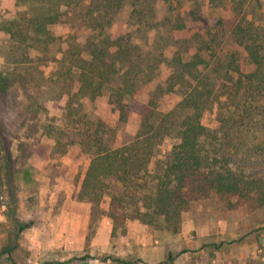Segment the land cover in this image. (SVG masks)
<instances>
[{"label":"rangeland","instance_id":"obj_1","mask_svg":"<svg viewBox=\"0 0 264 264\" xmlns=\"http://www.w3.org/2000/svg\"><path fill=\"white\" fill-rule=\"evenodd\" d=\"M111 3L90 0L75 13L64 16L52 27L55 36L62 37L51 47L52 56L35 53L30 63L19 62V57L14 56V41L0 31V73L10 78L7 91H0V167L5 170V159L9 158L12 173L9 182L0 180V264H119L109 257L132 264H166L170 252L177 256L172 264H264V208L226 212L207 201L204 207L183 215L178 232L163 222L153 226L139 220L115 229L107 215L110 198L106 196L101 203L102 218L87 240L92 205L80 195L91 161L103 149L136 138L147 93L170 72L168 64L160 66V79L142 89L143 98L131 102L132 112L124 124L119 122V114L109 101V92L95 100L76 95L79 86L74 74L65 75L60 61L68 49V36H74L81 47L93 28L100 36L98 24L106 23L95 20L100 9H107L106 21L113 20L111 32L115 37L141 29L135 42L143 45L156 36L155 29L160 25L158 0ZM27 8L28 3L20 5V0H0V25ZM146 9L152 12L145 17ZM205 14L212 22L218 12L206 9ZM251 19L264 27V9ZM141 20L151 27L149 32L142 30ZM194 27L189 24L191 31L174 35L181 40L180 45L189 44ZM226 50L239 52L244 72L254 70L243 48L229 43ZM254 96L250 102L253 116L236 136L237 154L232 160L237 161L234 165H239L241 171L250 170L264 178V96ZM180 101L178 92L156 94L149 108L158 110L161 118L179 122V116L169 114ZM217 118L218 110L206 112L203 122L215 128L219 125ZM247 131L249 140L245 138ZM154 141L150 176L140 172L137 180V185L145 190L155 187L156 171L165 164L178 138L175 132L161 133ZM244 150L251 154L250 166L238 164ZM105 182L106 192H120L117 182ZM141 192L137 188L133 195L139 198ZM28 223L31 226L22 231L21 226ZM8 249L12 250L10 254L5 253ZM87 256L90 258H84Z\"/></svg>","mask_w":264,"mask_h":264},{"label":"trees","instance_id":"obj_2","mask_svg":"<svg viewBox=\"0 0 264 264\" xmlns=\"http://www.w3.org/2000/svg\"><path fill=\"white\" fill-rule=\"evenodd\" d=\"M88 1L20 0V5L28 3V8L3 22L0 31L14 41V56L19 57V62H32L35 53L52 56L51 47L62 38L55 36L52 27ZM111 2L114 0H108ZM158 2L160 25L151 42L143 45L135 42L141 29H131L115 37L111 32L113 20L106 21L107 9H100L95 19L106 22L103 26L98 24L100 36L97 28H93L82 47L75 43L74 36L67 37L68 49L63 53L60 69L65 70V75L74 74L79 86L76 95L95 100L109 92V101L118 112L121 124L128 121L131 102L143 98L142 89L160 79L163 73L160 66L166 63L170 69L167 77L160 79L146 95L148 100L144 102L141 129L136 138L130 143L103 149L91 161L80 195L92 205L87 240L102 218L101 203L106 196L110 198L107 215L115 229L139 220L153 226L163 222L178 232L183 215L204 207L207 201L226 212L264 208V178L250 170L241 171L239 165H234L237 161L232 160L237 154L236 136L241 133L243 123L253 116L250 102L255 94L264 96V27L251 19L263 12L264 0ZM206 9L218 12L212 22L206 19ZM146 10L145 17L152 12V9ZM141 21L142 30L149 32L151 27ZM189 24L196 26L189 44L180 45L181 40H176L174 35L191 31ZM229 43L243 48L254 66L252 72L243 71L239 52L226 50ZM9 79L0 73V91H7ZM177 92L181 101L168 114L179 116L181 121L166 116L165 120L158 110L149 108L156 94ZM215 110H218L219 125L211 128L203 119L206 112ZM248 126L249 122L245 130ZM170 132H175L178 142L165 164L157 169L155 187L145 190L146 187L137 185V180L140 172L150 176L154 139ZM245 138L250 139V132L247 131ZM244 145L251 150L249 142L245 141ZM242 153L238 164L250 166L251 154L246 150ZM2 168L0 180L9 182L12 176L9 158L5 159V170ZM106 180L117 182L120 192H106ZM137 188L142 191L139 198L133 195ZM30 226L31 223L23 225L21 230ZM11 252V249L5 251ZM176 257L170 252L166 264H172ZM109 260L132 264L116 257Z\"/></svg>","mask_w":264,"mask_h":264}]
</instances>
